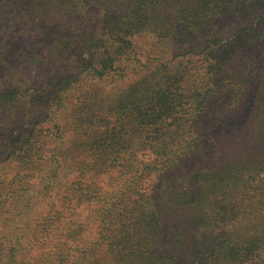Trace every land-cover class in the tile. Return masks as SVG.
<instances>
[{"label":"trees","instance_id":"obj_1","mask_svg":"<svg viewBox=\"0 0 264 264\" xmlns=\"http://www.w3.org/2000/svg\"><path fill=\"white\" fill-rule=\"evenodd\" d=\"M228 1L224 0L225 4ZM217 3L215 2V5ZM122 5L126 7L122 8ZM203 5L208 3L203 0ZM163 10L164 7L163 5L160 7L159 0H0V126L9 123L8 119L14 116L19 122H27L34 127L39 125V115L42 119L53 120L54 125L58 121L56 109L50 113L45 101L39 103L37 94L39 83L31 85L32 83H27L21 77L14 76L12 69L14 60H18L21 65L46 63L47 57L51 54L64 52L75 56L76 68L82 73L86 71L92 78L102 77L110 71L119 69L118 62L123 60V57L127 59L132 53L135 58L137 54L134 51L133 37L143 27L157 39L175 40V32L171 30L173 24L170 27L171 18ZM208 15V13L202 15L198 29L205 43L214 40V36L218 34L216 30H219L218 23L212 22L213 18ZM187 17L193 20L197 18L192 13ZM185 21L190 22V19ZM53 23L57 24L56 29L51 26ZM177 27L178 25H175L174 29ZM76 33L79 34L77 37ZM182 35L186 38L185 34ZM176 36H179V33L176 32ZM21 37H26L22 41L23 45L14 47L13 40ZM126 53L128 55H125ZM203 55L204 61L212 69L204 68V73L203 70L198 71L197 75L202 74L201 83L188 87L190 91L196 89L195 99L183 86L178 87L175 93L165 88L164 83L171 82L168 77L158 79L155 83L150 81L146 84L141 81V84L138 83L139 90L130 85V89L126 90L128 92L120 93L113 99L115 104H109L104 115L99 114L103 107L98 103L78 106L71 117L72 128L61 126L64 130L72 132L76 144L75 153L68 158L74 163L72 166L74 179L58 202L50 203L38 231L42 250L53 244L51 264H60L61 259L68 256L72 246L75 245L77 248L78 244L88 241L87 238L71 241L69 237L77 230L85 232L101 228L103 211L114 204L115 198L124 192L130 198L139 197L138 201H142L141 206L145 212H138L143 215L154 214L158 208L156 219L152 223H147L148 226L145 223L144 231L147 230V237L144 244H148L149 248L140 255L143 257L142 255L146 254V261L153 253L156 259L153 264H264V211L259 212L258 202L249 201L253 211L246 209L244 201L236 202L237 209L226 208L228 222H234L223 231L222 239L217 242L214 241L212 234L216 210L219 209L217 201L212 200L198 188L188 185L187 191L184 192L187 195L162 200L161 203H168L169 207L161 209L160 206L157 207L161 196L156 198L152 191H148L150 188L147 186V176L156 177L158 172L165 171L172 164L181 165L179 163L181 154L176 153L173 148L177 144L189 141L187 135H190L193 122L198 116L201 95L198 89L200 91L209 88L214 82L212 81L214 67L218 65L221 68L231 61L230 56L225 55L223 60L226 62L212 63L217 55L213 57L205 53ZM139 58L138 56L136 60ZM58 77L59 82L64 78ZM237 81L241 83V80ZM257 82L260 84V80ZM247 88L245 85L234 101H243ZM50 94L51 92L47 93L45 99H49ZM258 96H260L258 102H264V86L256 98ZM21 97L26 98V103L19 109L12 108V102ZM184 97L188 99L184 100ZM53 98H57V95L54 94ZM127 103H130L128 110L139 114L138 125L132 129V135L129 134V129L118 122L120 116L112 120L113 115L116 117L118 108ZM41 104L46 107L39 114ZM93 104H96V107H92ZM114 108L116 109L113 112ZM181 118L190 121L189 126L180 127V133L176 126L169 128ZM215 118L210 117L207 120L208 129L216 126ZM168 120L172 122L169 123ZM252 121V124H244L245 129L237 131L235 135L225 137L221 134L218 137L219 145L216 150L223 165L218 173L212 176L226 187L236 186L245 189L249 186L250 179L256 176L257 170L264 165V126L259 136L262 141L260 146L250 148V151L249 146L242 145L241 138L253 126L254 120ZM158 124L159 129L156 128ZM18 129L20 133L22 130L20 127ZM31 130L33 133L36 131L34 128ZM137 136L140 139L135 143L134 138ZM46 137H49V133ZM0 139V158L5 156L8 159L13 155L14 146L22 149L26 144L21 143H27L23 140L21 142L19 138L13 140L3 136ZM139 147L144 153L149 154L147 159L141 158L143 155ZM34 154H38V151ZM28 156L25 153L20 155L26 162V167L25 164L21 167L24 171L23 177H35V174L37 176L39 174L40 185L41 179L44 178L41 175L44 169L33 165L37 164V159H26ZM36 183L37 180L30 185ZM228 198L230 196L227 197V202L232 203ZM80 201L87 203L88 208L92 207L94 213L89 212L85 215L77 213ZM208 218L210 220H206ZM91 220L98 222L97 227H92ZM140 227L143 226L140 224ZM135 230H138V227L132 228V233H135ZM160 230L168 231L167 244L172 249L160 252L155 249L154 244L158 240ZM119 234L125 235L124 231ZM114 244L116 246V242L109 245ZM152 244L153 247L150 246ZM169 250V257L165 259L166 251ZM84 258L88 261L86 257ZM151 259L153 261V258ZM89 264L94 262L89 260Z\"/></svg>","mask_w":264,"mask_h":264},{"label":"rangeland","instance_id":"obj_2","mask_svg":"<svg viewBox=\"0 0 264 264\" xmlns=\"http://www.w3.org/2000/svg\"><path fill=\"white\" fill-rule=\"evenodd\" d=\"M159 1L160 7L163 5V11L171 18L170 27L173 24L171 30L175 32V40L157 39L143 27L133 37L134 51L137 54L135 58L132 53L127 59L123 57V60L118 62L119 69L110 71L102 77L92 78L86 71L82 73L79 68H76L75 56L64 54V52L51 54L47 57L46 63L21 65L18 60L12 62L15 77H21L27 83H32L31 85L39 83L37 93L39 103L45 101L50 113L56 109L58 121L54 125L53 120L42 119L39 115V125L34 127L27 122H19L14 116L10 120L7 118L9 123L0 126L1 138L4 136L7 139L19 138L21 142L27 141V143H21L26 144L22 149L17 145L14 146L13 155L8 159L5 156L0 158V264H51L53 244L42 250L38 231L50 203L58 202L74 179L72 170L74 163L68 158L75 153L76 144L72 132L62 127L72 128L71 117L75 108L98 103L103 107L99 111L102 116L109 104H115L113 99L120 93L128 92L126 90L130 89V85L139 90L138 83L141 84V81L146 84L150 81L155 83L158 79L168 77L171 82L164 83V86L173 93L177 92L178 87L183 86L188 89L191 85L200 84L202 74L197 75L198 71L203 70L204 73V68L212 69L204 61V53L211 57L217 55L212 63L226 62L223 60L225 55L230 56L231 61L221 68L218 65L214 67V80H212L214 82L209 88L200 91L198 89L201 94L197 116L199 121L193 122L190 135H187L189 141L177 144L173 148L176 153L181 154L179 162L181 165L172 164L165 171L158 172L156 177L155 175L147 176V186L150 188L148 191H152L156 198L161 196L159 205L157 204V207L160 206L161 209L169 207L168 203L162 204V200L187 195L184 192L188 185L198 188L212 200L217 201L219 209L216 210L215 227L212 232L213 239L217 242L222 239L223 231L234 222H228L226 208L237 209L236 202L244 201L246 209L253 211L249 204L251 200L258 202L259 212L264 211V165L257 170L256 176L250 179V184L245 189L236 186L226 187L219 179L212 176L218 173L223 165L216 150L219 145L218 137L221 134L225 137L235 135L237 131L245 129L244 124H252L254 120L253 126L241 138L242 145L246 144L250 150V148H257L262 142L259 136L264 126V102L259 103L260 96L256 97L264 86V0H229L228 4H225L224 0H204L208 5H203V0ZM215 2H218L217 5ZM125 7L122 5V8ZM189 13L196 15V20L188 18ZM204 13H208V17L213 18L212 22H217L219 27V30H216L218 34L214 36L215 39L208 43H205L204 37L198 33L200 18ZM163 17L167 16L163 15ZM189 19L190 22L185 21ZM175 25H178L176 30ZM51 26L53 29L58 27L56 23ZM176 32L179 36H176ZM182 34H185L186 38ZM78 35V33L75 34L76 37ZM25 38L13 40L12 44L18 48L23 45L22 41ZM176 39L184 42L179 43ZM138 56L140 58L136 60ZM162 62L167 63L166 66H163ZM57 75L64 77L61 82ZM237 79L241 80V83ZM245 85L248 88L244 93L243 101H234ZM187 91L193 95V99L196 98L194 95L196 89ZM49 92H51L50 98L45 99ZM54 94L57 95L55 99ZM40 97L43 98L40 99ZM25 100V97L16 99L11 107L19 109L23 103H26ZM95 105L93 104L92 107ZM46 106L39 105V114L45 110ZM129 106L130 103L120 106L116 117L113 115L112 120L120 116L117 119L118 122L129 129V134L132 135V129L137 128L139 114L128 110ZM210 117H216L217 120L216 126L212 129H208L206 124ZM168 122L172 121L168 120ZM189 124L190 121H184L181 118L169 128L176 126L180 133V127H186ZM18 127L22 130L20 133ZM33 128L36 130L34 133L31 130ZM156 128L159 129V124ZM47 133L49 137H46ZM139 139V136L135 137V143ZM139 149L143 155L141 158L147 159L149 154L144 153L141 147ZM36 151L38 154H34ZM22 153L29 155L25 157L26 159H37V164L33 165L44 169L41 173L44 178L41 179L40 185L39 174L38 176L35 174V177H23L24 171L21 167L23 164L26 167V162L20 157ZM53 154L55 156H52ZM61 163L62 166H60ZM35 180L37 183L30 185ZM175 189H177L176 192ZM125 193L116 197L114 204L103 211L101 228L85 232L77 230L69 237L71 241H76L78 238L89 240L78 244L77 248L75 245L72 246L68 256L63 257L60 264H89V260L94 264H153L156 262L153 253L148 261H146V254L142 255L143 257L140 254L149 248L148 244H144L147 237V230L144 231L145 223H152L156 219L158 208L154 214L143 215L138 212H145L141 206L142 201H138L139 197L130 198ZM228 196H230L228 200L232 203L227 202ZM79 205L77 213L85 215L94 211L83 201H80ZM90 224L95 228L98 222L91 220ZM140 224L143 227H140ZM136 227L138 230L132 233V228ZM121 231H124L125 235H120ZM159 233L158 240L154 244L158 252L170 248L167 244L168 231L160 230ZM113 242H116V246L109 245ZM117 243L120 244L117 245ZM79 246L85 249H80ZM150 246L153 247V244ZM115 247L117 249H114ZM166 252L165 259L169 257L170 250ZM84 257L88 261H85ZM163 262L165 263V260Z\"/></svg>","mask_w":264,"mask_h":264}]
</instances>
